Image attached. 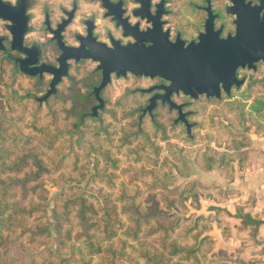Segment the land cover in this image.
<instances>
[{"label":"trees","instance_id":"1","mask_svg":"<svg viewBox=\"0 0 264 264\" xmlns=\"http://www.w3.org/2000/svg\"><path fill=\"white\" fill-rule=\"evenodd\" d=\"M0 61L1 65L9 66L8 72L13 77L26 76L5 55ZM80 63L81 60L69 64L67 93L56 90L43 101L47 122L37 125L36 116L30 121L27 127L31 132L22 138L21 154L6 164L4 160L13 152L0 150V172L7 173L0 177V264H17L15 261L22 264L8 256L11 243L29 252L26 264H123L117 261V256L130 264H221L220 251H212V238L208 233L213 217L189 210L190 205L198 207L195 201L200 193L196 183H201L206 197H214L218 192L213 185L199 179V182L193 181L181 188L161 187L145 195L137 186L135 190L127 191L126 182L119 180L121 171L131 168L134 176L143 181L148 177L155 178L153 168L142 164H126L118 171L122 158L127 161L134 156L140 163L145 151L151 149L152 157L158 153L157 147L144 140L131 145L133 139L142 136L141 124L148 116L142 115L138 121L139 109L131 108L126 117L138 112L135 119L138 128L122 130L117 144L112 145L115 135L112 122L104 121L109 110L103 108L94 118L88 115L91 102H95L91 90L99 82L100 72L95 67L85 70ZM45 82L44 78H36L35 84L40 86ZM255 90L254 83L247 84L239 93L240 99L236 100L240 110L235 117L241 131L225 133L231 136L232 142V146L228 143L224 146L223 150L228 154L218 148V142L214 147L198 148L192 160L198 170L209 171L216 163L224 177L231 179L233 161L237 168H242L250 163L253 154L264 155V150H257L248 135L251 128L253 133L264 131V94ZM53 99L57 103H52ZM241 115L247 117L248 124L239 123ZM86 127L89 128L87 136L82 132ZM2 132L0 127V135ZM38 136L43 142L37 144ZM3 139L0 136V141ZM81 139L88 141L92 160L85 153L77 154L76 144ZM160 139L164 141L167 137L162 134ZM62 143L74 154L72 167L64 170L60 169ZM165 143L169 145L168 141ZM90 164L92 172L81 187L79 184L84 178L77 173L86 171ZM23 167L27 169L21 170ZM44 174H56L58 183L73 182L61 186L56 194L51 209L52 221L42 208L43 198L35 194V188L40 186L38 179ZM15 187L20 191V203L9 201L10 190ZM114 189L115 193L112 192ZM88 190L97 194L88 193ZM236 210L243 225L259 222L243 213L239 205ZM112 225L120 234L116 248H112L110 241ZM51 240L55 243L53 248L43 247L31 252Z\"/></svg>","mask_w":264,"mask_h":264},{"label":"rangeland","instance_id":"2","mask_svg":"<svg viewBox=\"0 0 264 264\" xmlns=\"http://www.w3.org/2000/svg\"><path fill=\"white\" fill-rule=\"evenodd\" d=\"M46 1L52 6H54L55 3H67V0ZM173 1H175V4H173L175 7L182 5L186 14L187 12H196L203 17L202 12L194 10L189 4H187L188 1L193 0ZM194 1L203 4V0ZM225 2L226 0H212L214 7L221 13L222 5H224ZM88 3L89 4L86 6L81 4L83 9H85V12L91 10V7H95L92 2ZM80 14L81 13L77 14L76 18H78ZM34 16H37V13H35ZM228 28H231V26L229 25ZM51 55L52 54H50V56ZM1 57L0 54V58ZM80 64H82L81 66L85 70L94 69L96 65L95 62H92L89 59L81 60ZM8 69L9 66L7 64L1 65L0 61V127L3 128L2 135L0 136H3L4 138L0 141V150L8 149L13 152V154H10L9 157L4 160L6 164L12 162L21 154L23 146L22 138L24 135L31 132L30 128L27 126L34 116H36L37 125L43 124L48 120L45 115L44 102L42 101L39 103L36 98V96L38 97L47 89V82L40 86H36V77L29 75L13 77L8 72ZM242 74L245 76L244 83L236 89L232 88L230 97L225 95H222L219 99L200 97L189 102L184 109L191 110V114L187 119L195 124L192 125L188 134L185 132L184 125L180 121L173 122L175 112L169 110L166 105L157 106L153 110L152 113L154 119H150V117L146 115L148 117H145L141 124L142 136L138 139H133L131 145H135L138 140H144L143 142H146L150 146L157 147L158 153L152 157L151 149L145 151V153L142 154L143 158L140 163L139 161H135L134 156H130L127 161L121 157L122 160L118 171L123 169L126 164H131V166L142 164V166H145L146 168H153L155 178L148 177L143 181L144 179L134 176V172L131 168L121 171L119 180L126 182L127 191H133L135 190V186H137L143 190V195H145L147 192H154L161 187L181 188L193 181L199 182L197 179H201L203 176L202 172L198 170L192 162L198 148H205L207 145L214 147L218 142V148L222 150L224 154H228V151L223 149L227 143L232 146V142L230 141L231 136H227L225 133L231 132L233 134H238L241 131L237 128V117H235V113L238 114L240 110V106L236 101L240 99V91L244 90L247 84L252 82L254 83L255 91L264 94V62L257 63L254 71L245 70L240 72V75ZM47 77L48 76L45 74L43 76L44 80H47ZM154 82L156 81L151 80L148 77H135L130 74L125 78H115L111 75L110 82L101 90L100 95L106 100V103H104V109L109 110L108 113L106 112L104 115V121L106 123L112 122L111 128L115 132V135L112 137V145L117 144L122 130H134L138 128L135 124L138 112L130 117H126V114L131 111V108L133 107L136 109L141 107L147 97V93L140 92L138 88H147ZM68 86V79L67 77H64L62 82L57 85L56 90L64 94L67 93ZM52 103H57V100L53 99ZM94 103H96V101L94 102L93 100L91 104L93 105ZM100 112L101 110L98 113ZM246 118L247 117L241 115V118H238L239 123L241 125L248 124ZM139 120L138 116V121ZM153 120L156 122L158 126L157 128L153 125ZM87 124H89V122H87ZM262 129L263 128H261V130ZM88 131L89 128L87 127L82 130V132L85 133V136L88 135ZM162 134L167 137L164 141L160 139ZM248 135H251L250 137L253 139V142H255L253 146L258 150L259 146H257L258 144L256 142L263 140L264 131L253 133V128H251ZM35 141L38 144L43 142V139L38 136ZM167 141L169 145L165 143ZM104 143L106 142L104 141ZM34 147L37 148L36 145ZM61 150L60 169H69L72 167L74 159L73 151L69 150V147L65 143H62ZM75 150L77 151V154L85 153L88 155L89 160H92L93 154L86 139L79 140L76 144ZM251 158L255 160L257 154H253ZM216 166V163L212 165V172L209 174V177H206V180L215 179V177L218 176L216 174L219 171ZM25 169H27V167H23L21 170L24 171ZM91 172L92 168L90 164L86 171L81 170L77 173V176L84 178L80 184L78 183L81 187H83L85 180L88 179ZM6 174V172H0V177H5ZM16 174L19 175L20 171ZM38 182L40 183V186L35 188V194L43 198L41 201L42 208L45 210L49 220L52 221L51 209L54 205L56 194L60 191L61 186H69L72 185L73 182L66 180L64 183H58L56 174H44L38 179ZM199 184L201 185L200 182L196 183L197 189L200 195L204 197V191H202ZM33 185L30 186L29 190H31ZM87 192L97 194L96 192L89 190ZM112 192L115 193L116 190L114 189ZM9 201L18 203L22 202L20 191L17 187L10 190ZM197 201L198 198L195 201L196 204ZM186 203L190 205L189 200H187ZM189 210L194 212V207H191L190 205ZM110 233L112 248H116L120 239L119 230L112 225L110 226ZM53 236H55L54 232ZM54 246V240H51L44 246H39L31 252L37 251L43 247L53 248ZM102 254L107 256V253ZM8 256L19 260L22 264H26L29 258V252L23 251L16 244L11 243ZM117 261L123 264H130L126 260L120 259L119 256H117ZM15 262L18 264L17 261Z\"/></svg>","mask_w":264,"mask_h":264},{"label":"water","instance_id":"3","mask_svg":"<svg viewBox=\"0 0 264 264\" xmlns=\"http://www.w3.org/2000/svg\"><path fill=\"white\" fill-rule=\"evenodd\" d=\"M8 2L0 0V8H6ZM211 4L206 0L202 8L206 11L204 30L198 35L196 41L184 45L182 41H170L165 33L154 30L136 32L125 30L124 34L133 35L134 42L124 44L118 41L107 46L101 42H91L84 47H62L58 57L57 67L35 66V71L20 65L19 70L25 74L41 76L42 72L52 74L47 89L37 98L40 103L50 94L56 91V83L66 77L68 73V59H89L95 62V69L100 72L99 82L92 87V94L96 103L90 108L89 116H98V112L104 108V99L101 90L110 82L111 75L115 78H125L131 74L148 78L159 77L165 81L159 85H153L141 92H150L153 89H162V93L153 94L148 103L141 109V114H149L152 118V109L155 99L161 103L166 102L168 108L175 109L177 116L175 122L183 118L185 132L189 133L192 123H188L181 106L171 99L173 93L181 92L197 97L204 94L206 97H219L220 90L229 93L232 86L240 87L245 77H238L236 69L246 67L255 69L257 62H264V0H257V4H251L245 0H230V5L225 7V12L233 15V34L220 37L222 26L213 27V19L217 14L212 13ZM2 6V7H1ZM0 17L5 18L1 13ZM26 27V16L20 20V28L13 32L9 49H16L25 53L27 48L21 44V34ZM124 28V27H123ZM140 40L149 41L148 45L139 43ZM0 49L5 46L0 42ZM141 116H139L140 119Z\"/></svg>","mask_w":264,"mask_h":264},{"label":"flooded vegetation","instance_id":"4","mask_svg":"<svg viewBox=\"0 0 264 264\" xmlns=\"http://www.w3.org/2000/svg\"><path fill=\"white\" fill-rule=\"evenodd\" d=\"M5 1L8 2L6 8H0L1 13L5 16V18L0 17V42L5 46V49H0V54L11 59L14 64L13 66H16L18 69L21 64L26 63L25 68L32 71H35V66L40 64L43 67H57L59 63L58 57L62 47L81 46L86 48L91 42H101L107 46H110L114 41H118L121 44L134 42L136 40L134 36L124 34V29L138 33L154 30L158 33H165L170 41L178 40L186 45L191 41L197 40L198 35L204 30V21L206 19V11L202 8L206 5V0H203V4L194 0L187 2L194 10L202 12L203 17L196 12H187L186 14L182 5L176 7L173 5L175 4L173 0H67V3H55L54 6L50 5L46 0ZM245 1H250L251 4H257V0ZM88 2H92L95 7H91V10L85 12L82 5L86 6L89 4ZM209 3L211 4L212 13L217 14L213 19L214 29L222 26L219 36L225 37L227 34L235 33L234 24L232 23L233 15L225 12V7L230 5V0H226L224 5H222V13L214 7L212 0H209ZM35 13H37V16H34ZM79 13L81 14L76 18V15ZM23 15L26 16V27L21 34V44L27 48L25 53L8 48L13 32L18 31L20 28V20ZM229 25L231 28H228ZM139 43L148 45L150 42L140 40ZM50 54L52 55L50 56ZM80 60L82 59H79L77 62ZM67 62L69 64L77 63L74 59H68ZM255 69L238 67L236 69V75L238 77H245L243 74L240 75V72L245 70L254 71ZM45 74L48 76L46 78L48 85L52 77L51 73L42 72L41 76L38 73L25 75L41 79ZM63 78L56 83V89ZM150 79L156 81L150 86L165 83L159 77ZM232 88H235V86L230 88L229 93L220 90L219 97H207L217 99L221 98L222 95L230 97ZM141 89L145 88H138L139 91ZM162 92V89H153L150 92H144L147 93V97L143 105L138 108L139 116H141V109L148 103L149 97ZM200 97L207 98L204 94H199L194 98L181 92L171 95V99L175 103L183 104L181 106L183 113L189 112L184 116V119L193 125L195 123L187 119L191 114V110L184 108L189 102ZM164 105L168 108L166 102L161 103L159 98L155 99V106L152 112L157 106ZM171 110L175 112V117L173 118L175 120L177 112L175 109ZM143 115L149 116L147 113ZM174 120L173 122H175ZM179 121L184 125L183 118L176 122Z\"/></svg>","mask_w":264,"mask_h":264},{"label":"crops","instance_id":"5","mask_svg":"<svg viewBox=\"0 0 264 264\" xmlns=\"http://www.w3.org/2000/svg\"><path fill=\"white\" fill-rule=\"evenodd\" d=\"M256 143L258 149L264 150V136ZM233 167L231 179L218 170L215 179L206 180L212 168L201 171L203 178L199 180L213 185L218 193L210 198L199 195L194 211L213 217L208 233L212 238V251H220L221 264H264V155H257L255 160L251 158L242 168H237L233 161ZM238 205L243 213L259 222L243 225L236 215Z\"/></svg>","mask_w":264,"mask_h":264}]
</instances>
